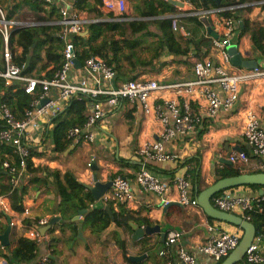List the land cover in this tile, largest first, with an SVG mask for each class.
<instances>
[{"label":"crops","instance_id":"0c3cea01","mask_svg":"<svg viewBox=\"0 0 264 264\" xmlns=\"http://www.w3.org/2000/svg\"><path fill=\"white\" fill-rule=\"evenodd\" d=\"M74 1L55 0L52 6H55L57 11L60 8L73 10ZM102 1L105 3L108 0ZM170 1L181 3L183 6L176 7L171 3L174 10L171 13L164 12V15H161L163 17L159 18L144 15L145 5L149 3L154 5V11L160 12L165 9V6L159 5L160 0H125L124 14L109 12L103 6L100 8L102 14L100 18H95L93 13L81 14L86 19H100V23L120 26L106 34L108 40L102 49L104 53H107L108 59L113 61L112 66L116 73L114 86L130 80L155 81L164 85L189 82L194 79V62L211 60L216 65L223 63L220 52L214 47V41L223 40L228 32L224 26L225 18L220 16L221 13L179 18L177 25L186 31L187 36L183 37L174 32L175 39L173 44L171 43L170 50L168 49V43L162 35L159 22L165 18L171 19L181 12L186 14L205 11L196 10L186 0ZM15 3L21 6L27 5L23 0L10 2L11 5ZM87 5H95V3L90 0ZM262 5H264L262 1H253L226 10L231 11L234 17L230 44L237 46L242 61H253L257 68H264V55L252 47L249 35L239 37V32L242 19L264 28ZM41 7L43 12H40L39 16L46 17L49 7ZM22 8H27L28 12L35 14L28 7ZM110 13L113 14V18L108 17ZM130 24H137V27L141 26V29L131 33ZM86 32L87 35L83 36L84 38H88V31ZM100 42L98 40L96 44H91L92 48L100 46ZM177 50L184 53L178 54ZM222 67L234 74L247 71L231 64L222 65ZM42 76H45V73H42ZM69 77L74 81L83 78L82 64L81 68L74 66ZM169 98H175V94L166 92L155 95L152 104L154 106L162 104L163 100ZM177 101L180 105L182 104L181 99ZM189 105L191 112L201 118V124L186 136L176 137L164 144L165 151L172 156V160L146 163V168L151 175L170 186L171 198H175L173 181L177 177L188 179L191 186L190 196L195 198L198 193L217 181L216 173L229 165L223 163L228 162V156L239 151L248 153L253 161L251 166L254 167L240 164L235 166L242 167L248 174L259 173L257 163H254L257 159L248 150L242 133L247 111H253L257 115L260 126L264 130V79L241 83L234 109L229 113L220 111L214 119L205 118L206 104L203 99H189ZM162 131L163 126L153 113L145 115L139 104L120 101L95 128L93 143L71 144L66 150L57 153L53 149L52 137L46 134L45 142L37 148L36 155L32 157L34 167L45 169L48 175L54 172L60 174L70 172L80 184L88 186H93L95 175L101 184L108 183L116 176L125 178L130 183L133 200L123 205L132 213V220L126 227H118L112 222L102 234H94L89 227L84 226L82 216L86 212L82 211L80 218L77 214L71 220L78 227L76 237L69 238L71 235L69 228H66L63 234L56 229L51 235L49 231L62 222L57 213L59 198L53 193L50 185L48 187L52 177L46 181L43 179L45 173L26 175L22 184L27 186V194L22 204L23 208L29 211V218L31 220L59 218L58 222L39 229L42 240L38 244L37 258L32 264L45 257H48L45 264H180L177 257L178 249L192 254L197 264H214L211 259L199 253V248L209 240L210 233L207 226H215L218 229L216 234L239 232L240 229L210 219L198 206L185 208L173 203L162 207L157 195L143 191L135 182V176L144 162L136 152L144 143L157 141ZM79 147H81L82 155H79L75 162L72 156ZM34 177L40 182L31 184L30 180L32 181ZM258 190H253L250 186H242L223 193L254 198L258 196ZM93 202L95 203L94 200ZM94 203L90 209H93ZM7 204L10 208L11 201L8 200ZM111 204L118 212L117 205ZM8 217L11 221L16 220V223L21 219V216L14 212H10ZM2 223L7 229V220H2ZM79 226H81L80 229ZM146 227H158L159 232L141 237L138 229L144 230ZM79 231H81V238L78 236ZM172 231L179 232L180 239L176 245L167 246V235ZM17 236L25 237L19 226L10 229L8 244L6 246L0 244V252L5 253L3 249L8 245L13 248L11 243ZM51 238L57 239V242L51 243ZM50 245L53 247L50 248ZM0 264H8L2 256H0Z\"/></svg>","mask_w":264,"mask_h":264},{"label":"built area","instance_id":"2783aa9c","mask_svg":"<svg viewBox=\"0 0 264 264\" xmlns=\"http://www.w3.org/2000/svg\"><path fill=\"white\" fill-rule=\"evenodd\" d=\"M46 6H52L55 0H34ZM170 1V0H165ZM264 3V1H263ZM103 7L109 12L124 14L126 11L125 0H108ZM232 8H218L199 12H181L171 17V28L179 35L186 37L187 33L179 27L178 19L182 17H203L205 14L222 13ZM59 19L55 23L60 27V37L64 42L62 66L54 72L50 79L32 78L23 74V67L17 66L13 61V55L9 47L10 32L17 27V22L7 21L0 10V79L6 87L14 84L21 85L26 95L35 96L37 90L40 94L32 101L31 107L24 114L21 121H16L6 104L0 100V144L5 145L20 159V169L10 167L8 163L3 168L10 173L11 184L18 187L24 178L25 162L29 156L30 148H38L45 142V135L53 124V119L62 111L67 103L77 97H88L91 100L86 109L85 122L81 127H73L66 133V138L72 144L93 143L94 130L103 120L105 115L113 110L121 101L137 103L145 115L150 113L163 126L159 139L155 142H146L136 152L143 158L140 171L135 176L136 184L145 192L153 193L160 198L161 206L177 204L181 207H196L197 201L190 196L191 186L186 177H177L173 181L175 198L170 197V186L151 175L146 163L166 162L172 160V156L165 151L164 144L176 137L186 136L201 124V118L195 116L190 109L189 99H203L205 101V118L214 119L220 111L231 112L238 100V88L241 83L264 79V68H256L240 73H229L222 65L230 64V56L227 48L230 45V35L234 21L224 19L227 29L225 38L214 41V47L221 54L222 64L216 65L211 60L196 61L193 63L194 79L189 82L164 85L155 81L130 80L114 86L115 71L106 65L104 60L97 56L87 58L82 64L84 77L74 81L69 73L74 67L76 48L73 45V37L81 35L89 25L100 22V19H86L80 13L68 8L58 9ZM173 92L175 98L163 100L162 104H152L155 95ZM1 96V94H0ZM177 99L182 100L180 105ZM46 101L44 105H41ZM243 139L251 155L257 159L259 173H264V130L261 128L257 115L253 111H247L244 120ZM228 162L234 165L251 166L253 161L246 152L233 153L228 156ZM255 165V166H256ZM23 177V178H22ZM110 190L102 196L105 206L108 203L127 204L133 200L130 183L121 176L112 179ZM264 200L263 197L254 198L222 193L214 196L212 205L219 211L235 214L250 222L248 213L253 210L255 203ZM8 198L0 196V213L9 219L10 229L19 226L25 234V238L39 244L42 237L39 229L49 226L50 220H31L29 211L24 209L21 219L11 221L8 217L13 212L7 204ZM15 213V212H14ZM35 221L33 224L25 223V220ZM210 233L207 243L199 248V253L214 264L221 263L238 245L242 231L222 232L216 234L218 229L208 225ZM180 239L177 231L167 235V246H174ZM177 257L180 264H197L196 258L183 249H178ZM47 258L40 259L35 264H45ZM245 264H264V237H255L244 256Z\"/></svg>","mask_w":264,"mask_h":264},{"label":"trees","instance_id":"16d2710c","mask_svg":"<svg viewBox=\"0 0 264 264\" xmlns=\"http://www.w3.org/2000/svg\"><path fill=\"white\" fill-rule=\"evenodd\" d=\"M13 0H10L12 2ZM90 0H75L73 5V11L80 14H94L95 18L102 16L100 8L103 6L102 0H93L95 5H87ZM158 1V0H157ZM196 10H212L218 8H231L234 6H240L249 4L253 1L264 0H221L220 4H216L213 0H186ZM27 5L12 6L11 11L7 9V15L5 19L7 21L16 22L13 20L17 9L22 7H28L35 14L43 12L41 6L46 5L36 2L34 0H23ZM162 4V5H161ZM159 5L166 8L160 12L154 11L152 3L145 5V15L154 18L163 17L164 12H170L174 10V7L169 1L160 0ZM264 9V5H262ZM46 12V11H45ZM47 13V12H46ZM221 17L225 19H231L234 21L233 13L226 11L221 13ZM60 15L55 6H49V11L46 17H39L40 23L37 26L31 27H14L10 32L9 47L13 55L14 63L23 67V74L40 79H50L54 72H56L63 64V50L64 42L60 37V27L55 23L59 19ZM109 18H113V14L108 15ZM120 17V16H119ZM196 20V18H194ZM200 22V21H198ZM242 27L239 32V37L249 35L252 43V47L264 55V28L257 26L256 24L249 23V21L242 19ZM172 19L165 18L159 22V26L162 31V35L168 43V49L170 50L173 44L174 31L171 28ZM120 27L112 23H96L89 25L86 28L88 31V38L82 36L73 37V45L76 48V60L81 64L91 57H100L107 66L113 68V61L108 59L107 53H104L102 49L106 45L107 33L115 31ZM131 33L141 29V26L137 27V24L129 25ZM144 28V27H143ZM169 32V33H168ZM100 40V46L92 48L91 44H96ZM172 43V44H171ZM1 44V42H0ZM178 46V43H176ZM113 45V44H112ZM109 49L114 50L112 47ZM115 52V51H114ZM178 54H183L181 50H177ZM45 73V76H42ZM0 100L6 104L12 113L16 121H21L27 110L30 109L32 101L38 97L40 90H37L35 96L26 95L21 85L14 84L10 87H6L3 80L0 79ZM91 100L88 97H77L72 99L65 105L62 111L53 119V127L47 135H50L53 139V149L57 153H61L66 150L72 143L66 138V133L73 127H81L86 118V109ZM46 137V135H45ZM37 148L29 149V156L25 162V170L23 171L24 177L26 175H35L45 173L43 179L48 181L49 177H52V181L48 184L53 190L56 197L59 198L57 213L60 215L62 222L60 225H55L49 231V234L58 229L63 234L66 228H69L71 235L69 238H74L77 235L78 227L71 220L79 212L85 211L83 214V224L85 227H89L94 234H102L113 222L118 227H126L127 223L132 220V213L125 209V205L119 203L116 204L119 209L116 212L111 203L108 204L110 214L104 209H90L94 203L93 198L89 190L84 185L80 184L78 180L70 173L65 172L60 174L54 172L48 175L45 169L34 167L32 163V157L36 155ZM248 154V153H247ZM8 163L10 167L20 169V159L14 154L11 149L5 145L0 144V196H6L11 201L10 208L13 212L21 214L23 208V198L27 194V186L21 183L18 187H13L11 184L12 177L8 170L3 168V164ZM242 167L229 164L225 166L220 172L216 173V179L221 180L228 177L238 176L245 174ZM48 175V176H47ZM23 178V177H22ZM31 184L39 183L40 180L32 179ZM29 182V183H30ZM253 190H258L259 187L250 186ZM223 192L219 193L222 194ZM219 194L215 195L218 196ZM250 217V223H252L256 230L257 237H264V200L255 203L253 210L248 213ZM112 217V218H111ZM2 220H7L6 215L0 213V234L6 231V227L3 225ZM36 221V220H35ZM35 221L26 219L25 223L33 224ZM57 239L51 238V243H56ZM10 245L5 247V253L0 252V256L8 264H32L37 258L38 244L25 238L24 236H17ZM53 246L50 245V248ZM220 264V263H218ZM240 264H245L240 263Z\"/></svg>","mask_w":264,"mask_h":264},{"label":"water","instance_id":"95a60500","mask_svg":"<svg viewBox=\"0 0 264 264\" xmlns=\"http://www.w3.org/2000/svg\"><path fill=\"white\" fill-rule=\"evenodd\" d=\"M217 5L221 3V0H213ZM173 5L176 7L183 6L181 3H176L170 1ZM87 32H83L79 36H86ZM227 54L230 56V64L237 67V68H243L247 70H254L257 68V65L253 61H242L236 45H229L227 48ZM73 64L77 68H81V63L74 59ZM46 101H43L41 105H44ZM241 151H239L240 153ZM224 164H231L227 161L223 162ZM93 169V167H91ZM112 180H109L106 184L99 183L97 176L95 175L93 177V186L84 185L87 190L92 195L93 200L95 201L94 205L92 206L93 209H104L110 214L109 208L105 206L102 202V196L110 190L111 188V182ZM242 186H256L259 187L258 190V196L263 197L264 196V173H245L240 174L238 176L228 177L221 180L216 181L213 185L206 188L204 191H201L198 193L195 197L197 201V206L200 207L205 215L209 217L210 219L224 222L230 225H233L240 229L242 231L241 239L237 245V247L220 263V264H240L244 262V256L249 248V246L252 244L254 238L256 237V230L252 223L244 220L242 217L235 215V214H229L226 212H222L217 210L212 205V198L226 190L238 188ZM83 214V212L78 213V217ZM59 218L54 217L50 220V225L54 224L55 222H58ZM7 223H9V219L7 218ZM81 226H79V229ZM154 232H159L158 227H146L144 230L138 229V233L143 236H149L152 235ZM10 233V227L6 229V231L0 235V244L2 246H6L8 244V237ZM137 233V234H138ZM79 238L82 237L81 231L78 233ZM131 260H134L133 258H130Z\"/></svg>","mask_w":264,"mask_h":264},{"label":"rangeland","instance_id":"374dc122","mask_svg":"<svg viewBox=\"0 0 264 264\" xmlns=\"http://www.w3.org/2000/svg\"><path fill=\"white\" fill-rule=\"evenodd\" d=\"M10 0H0V10L2 11V13L4 14V16H8L7 15V6H8V10L11 11L12 6L10 4V2H7ZM27 9V8H26ZM25 8H19L16 11L15 17L13 20H16L17 27H31V26H36L40 23V19H39V15L40 14H33L30 13L26 10ZM81 147H79L77 149V152L74 153V155L72 156L73 159H75L74 161L76 162L77 159L79 158V155H82V151H80ZM23 181V179H22Z\"/></svg>","mask_w":264,"mask_h":264}]
</instances>
